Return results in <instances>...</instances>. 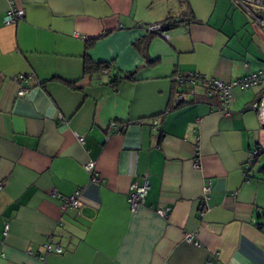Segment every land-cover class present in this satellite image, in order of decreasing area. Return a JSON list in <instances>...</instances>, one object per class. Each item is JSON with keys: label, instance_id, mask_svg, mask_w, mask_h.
I'll use <instances>...</instances> for the list:
<instances>
[{"label": "crops", "instance_id": "crops-1", "mask_svg": "<svg viewBox=\"0 0 264 264\" xmlns=\"http://www.w3.org/2000/svg\"><path fill=\"white\" fill-rule=\"evenodd\" d=\"M14 6L25 17L5 25L0 0V264H42L50 236L63 252L47 264H264V125L250 108L264 96L259 26L232 0ZM168 19L179 24L148 32ZM86 56L112 76L86 72ZM256 74L232 87L230 115L206 97L211 80ZM190 75L203 79L178 107L176 79ZM76 192L82 207L64 212Z\"/></svg>", "mask_w": 264, "mask_h": 264}, {"label": "built area", "instance_id": "built-area-1", "mask_svg": "<svg viewBox=\"0 0 264 264\" xmlns=\"http://www.w3.org/2000/svg\"><path fill=\"white\" fill-rule=\"evenodd\" d=\"M10 2V9L8 10L7 14L4 17V23L5 25H14L19 23L21 20L25 17V11L22 9H17L14 4L15 0H9ZM232 2L240 8L244 13H246L255 24L259 26L261 31L264 33V0H232ZM163 26L161 25H152L148 27V32L150 34L160 33L164 34L165 32L162 31ZM105 74L109 76L108 71H104ZM258 75H251L241 81H236L231 84H225L218 80H211L208 83V88L206 91V97L209 99L218 98L220 100V107L218 108L222 113H225L226 115H230L229 111V105L232 101V94L231 89L233 86H240L242 88H248L250 86H255L258 82ZM202 77H197L194 75L190 76H178L176 79V82L178 84V93L177 98L178 101L182 100L184 95L187 94L189 96L194 97L196 94L195 86L196 83L200 80H202ZM18 85L20 87L19 96L23 97L28 89L29 86L26 85L25 80L23 78L17 80ZM252 110L257 111L260 119L264 125V96L255 104H253L250 107ZM158 124V120L154 121L155 127ZM111 127L116 131L117 133L120 132V130L123 127L117 126L115 123H112ZM259 153V150H256L254 154H251L250 158H254L255 155ZM194 167L196 169H200V162L199 159L196 160ZM94 164L89 163L87 165V170L91 173L94 172ZM149 190V183L148 180L145 179L142 184H133L131 187V191L128 195V202L130 204V210L131 212H136L137 209L142 205L144 197L147 195ZM211 193L210 185H206L204 188V201H207L209 199V195ZM82 207V202L80 199V192H76L71 197L63 198V206L62 209L64 212L68 210L73 209H80ZM8 230V227L6 226V232ZM193 235H187L186 238L191 241L193 239ZM53 252L60 254L63 252V249L61 247H55L53 248V238L50 236L45 245V253L39 257V261L42 264H47V259L50 255L53 254Z\"/></svg>", "mask_w": 264, "mask_h": 264}, {"label": "trees", "instance_id": "trees-1", "mask_svg": "<svg viewBox=\"0 0 264 264\" xmlns=\"http://www.w3.org/2000/svg\"><path fill=\"white\" fill-rule=\"evenodd\" d=\"M178 24H179V21H177L176 19L175 20L168 19L166 21V23L163 25V28L164 29L171 28V27H174V26H176ZM85 64H86V66H85L86 72L91 73V74L92 73L93 74L94 73H101V71L109 70V65L108 64L93 63L92 61H89V57L88 56H86ZM108 73L112 76V72L111 71H108ZM131 79H133L132 73H126V74H124L122 76L113 77V79L111 81H112L113 85H118L120 82H122L124 80H131ZM177 104H178V107H180L184 103H182L181 100H179V101H177ZM262 170H264V167L262 168ZM261 219L263 220L264 216L261 217ZM258 226L263 228L264 222L258 223Z\"/></svg>", "mask_w": 264, "mask_h": 264}, {"label": "rangeland", "instance_id": "rangeland-1", "mask_svg": "<svg viewBox=\"0 0 264 264\" xmlns=\"http://www.w3.org/2000/svg\"><path fill=\"white\" fill-rule=\"evenodd\" d=\"M264 164V163H263Z\"/></svg>", "mask_w": 264, "mask_h": 264}]
</instances>
